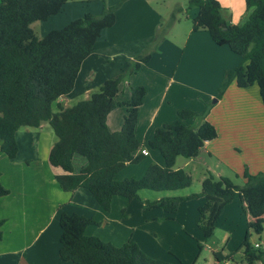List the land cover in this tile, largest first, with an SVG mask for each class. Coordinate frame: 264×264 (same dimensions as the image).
Here are the masks:
<instances>
[{
	"label": "trees",
	"instance_id": "obj_1",
	"mask_svg": "<svg viewBox=\"0 0 264 264\" xmlns=\"http://www.w3.org/2000/svg\"><path fill=\"white\" fill-rule=\"evenodd\" d=\"M68 0H0V151L9 158L18 152L16 132L24 127H37L47 122L55 136L49 163L64 172L55 179L64 191L83 187L103 210H109L113 196L137 199L148 209H162L172 219L179 202L202 196L204 203L197 209V227L203 239L214 233L224 207L238 199L251 220L244 234L239 258L233 253L216 259L218 264H264V247H254L251 234L259 235L264 227V172L244 170L242 184L228 176H214L210 171L201 180V190L187 196H162L154 200L141 198L139 192L170 191L191 184V176L183 168H174L177 156L195 157L204 144L217 137V130L206 116L213 105L209 102L202 112L189 108L177 111L178 118L155 129L148 146L160 152L164 165L151 162L139 178L117 180L116 175L128 164L145 158L135 153L140 143L135 128L138 108L146 89L130 88V99L124 102L126 111L119 130L111 131L107 115L116 107L115 97L120 84L149 60L147 46L138 53L132 65L106 79L89 98L64 107L57 100L69 94L82 62L91 54L101 31L112 26L116 11L125 0L115 5L103 2L98 14L85 13L59 29L42 37L31 27L35 21H45L60 13ZM246 18L230 21V11L218 0H187V7H196L191 16L192 30H206L215 42L226 41L230 50L240 56V62L225 70L215 99H220L231 82L238 87L257 84L264 106V0H245ZM182 11L177 5L170 11L169 22L160 31L151 47ZM56 110H53V107ZM193 119L194 124L185 120ZM77 157L84 163L77 165ZM9 193L0 182V197ZM0 220V238L2 236ZM95 223L78 214L62 213L59 219V257L74 264H184L175 257L169 262L145 254L134 241L120 246L85 234ZM198 252L202 244L197 243Z\"/></svg>",
	"mask_w": 264,
	"mask_h": 264
},
{
	"label": "crops",
	"instance_id": "obj_2",
	"mask_svg": "<svg viewBox=\"0 0 264 264\" xmlns=\"http://www.w3.org/2000/svg\"><path fill=\"white\" fill-rule=\"evenodd\" d=\"M118 1L68 0L60 13L44 22L69 23L85 13H100L103 2L115 5ZM162 1L167 9L156 4L153 8L151 0L123 1L116 11L114 24L101 31L93 51L82 62L72 91L59 97L57 102L69 107L68 102L77 98L76 93L82 94V100L87 99L106 79L127 69L128 60L132 62L138 53L154 42L171 4L178 1L174 5H181L179 0ZM218 1L229 9L232 23H239L246 13L245 0ZM62 14L66 18L63 21L59 18ZM192 15L184 20V24L177 20L169 31L170 35H164L151 52L149 60L119 86L116 107L106 118L107 126L111 131L121 128L126 111L124 102L130 99V88L145 87L135 128L140 146L135 153L145 149L147 154L142 162L128 164L122 169L116 175L117 180L139 178L151 162L163 166L160 152L156 149L148 151L145 147L155 129L176 120L179 109L204 111L207 100L215 98L225 70L234 68L241 60L226 41L215 42L206 30H192ZM177 25L183 32L174 34ZM212 103L207 120L216 128L217 137L206 142L193 158H203V154L215 158L212 170L215 168L217 174L228 177L233 174L242 183L245 169L253 174L264 172V106L257 84L242 88L233 81L221 98ZM185 122L196 123L193 119ZM15 138L18 145L15 158L0 151V182L9 190L0 197V220L3 221L0 264H74L59 257V219L62 213L93 219L95 223L85 229L88 236L116 246L134 241L148 256L166 261H175L177 257L184 264H197L196 244L200 243L210 254L204 264H218V257L233 253L237 244L238 248L241 246L243 239L231 228L235 221L230 217L239 207L242 208L237 198L224 207L214 233L204 240L201 230L192 225L193 212L194 222L197 221L196 207L199 205H192L187 210L188 205L180 203L176 216L174 214L175 221L170 222L162 209H148L137 199L115 195L109 210H103L83 187L64 191L55 179V175L64 171L52 166L48 160L56 136L47 122L37 127L24 126L16 132ZM178 157L174 168H181L177 164ZM76 159V166L84 163L81 158ZM206 166L211 171L209 165ZM246 215L248 226L251 217L248 213ZM176 221L180 224L176 225ZM244 227L238 232L243 233ZM217 230L224 232L222 240L215 237ZM261 238H264V227L259 235L250 236L252 243Z\"/></svg>",
	"mask_w": 264,
	"mask_h": 264
},
{
	"label": "rangeland",
	"instance_id": "obj_3",
	"mask_svg": "<svg viewBox=\"0 0 264 264\" xmlns=\"http://www.w3.org/2000/svg\"><path fill=\"white\" fill-rule=\"evenodd\" d=\"M176 1V0H174ZM181 1V5H179L181 8H182V11H179L176 13V20L174 23H172L171 27L167 30V32H165V36L168 34L170 35L169 31L171 29H173L172 27L175 26V23L177 22V20H179L181 22V24H184L185 21L187 19L188 16L192 15V13L194 11H197V8L196 7H192V8H188L187 7V0H179ZM156 2V3H155ZM158 2V3H157ZM178 1L176 2H173L171 5V8H168L169 9V14H170V11L173 10V8H175L178 4H175L174 3H177ZM151 4L153 6V8L155 7V4L158 5L161 9H167L166 6L164 7V2L161 0H151ZM174 5V6H173ZM170 7V6H168ZM160 12H165V11H160ZM166 14V13H165ZM169 14H166L165 15V19L163 20L162 22V25L160 26L159 30H158V33L160 31H163L165 27H167V23L169 22ZM246 15H247V12L244 14V16L239 20L240 22H242L245 18H246ZM60 20L63 21V19L65 18V15L62 14L60 15ZM66 19V18H65ZM64 19V20H65ZM178 21V22H179ZM50 22V21H49ZM49 22H44V21H35L32 23L31 27L32 29L37 33L38 36H43L45 35L47 32H49V30H51L52 28H60V27H63L65 25V21L64 22H57L56 24H52V23H49ZM67 24V23H66ZM182 33L183 31L180 30V28L178 27H175L174 29V34H177V33ZM45 33V34H44ZM180 35V34H179ZM164 36V37H165ZM151 45V44H150ZM150 45H148L147 47V50H151V51H155L156 48L154 47H151ZM165 49V48H164ZM182 49V47L180 48ZM177 56V54L175 55V57ZM128 63H129V66H131L133 63L131 61L128 60ZM82 95V94H80ZM78 93H76V97L77 98H74L73 100L69 101L68 102V105H73L74 103H76L77 101L79 100H82L81 99V96H80ZM215 98H210L207 100V104L209 102H213ZM57 108L54 106L53 107V110H56ZM208 115V114H207ZM206 119H207V116H206ZM146 149L148 151H151L152 149L148 146V144L146 143L145 145ZM144 160V159H143ZM142 160V161H143ZM141 161V162H142ZM140 163V162H139ZM209 165L210 169H211V173L218 177L220 176L218 173V170H216L214 168V170H212L213 166L215 165L216 163V159L213 158V157H208L206 155L203 154V158L202 157H197V158H185L183 156H179L178 157V162L177 164L178 165H181V168H184V170L186 172H188V174H190L191 178H192V182L189 186L185 187V188H182V189H177V190H170V191H152V190H147V189H144L141 191L140 195L143 196V197H146V199H150V200H154L156 199V197H162V196H187V195H191V194H197L200 192L201 190V180L202 178L206 175V172L209 171L207 170V164ZM138 164V163H137ZM222 176H227V175H222ZM231 179L235 182V183H242V181L238 178L235 177V175H230ZM145 199V198H144ZM201 201V204H199ZM180 203H183V204H187L188 206L186 207L187 210H190L192 208V205L195 206V205H202L204 203V198L202 196L200 197H195V198H191V199H185V200H181L179 202ZM179 206V205H178ZM196 207V211L198 209V207ZM160 209V208H159ZM178 210V209H177ZM197 213V212H196ZM247 213L244 212V210L239 207L238 211L236 214H233L231 215L230 217L232 219H234V224L232 225V229L234 231L237 232V234L239 233V235L241 234V239L244 238V231H247L248 230V226H247ZM176 216V214H175ZM197 217H198V213H197ZM173 218H174V215H173ZM169 219L170 222H174L175 219ZM195 213L193 212V227L194 225L197 226V221L196 223L194 222L195 220ZM197 220V219H196ZM224 219L221 218V222H223ZM174 224V223H172ZM180 223H178L176 221V225H178ZM245 226V227H244ZM244 227L243 229V233L242 232H238L240 229L242 230V228ZM223 234L224 232H222L221 230H217L216 231V235L215 237L218 238L219 240H222V237H223ZM254 234V233H253ZM252 241V240H251ZM256 241H264V238H261L259 240H256ZM255 241V242H256ZM241 243V242H239ZM197 245V244H196ZM239 246V244H237ZM241 245V244H240ZM238 246H235L234 250H233V255H234V258H239L241 256V252L238 251ZM198 251V250H197ZM198 253V262L197 264H204L205 262V258H208L210 256V254L207 252V247L203 246V249L200 251V252H197ZM231 253V252H230ZM173 258V257H172ZM162 260V259H161ZM166 261V260H165ZM174 261V260H173ZM173 261H169V262H173Z\"/></svg>",
	"mask_w": 264,
	"mask_h": 264
},
{
	"label": "built area",
	"instance_id": "obj_4",
	"mask_svg": "<svg viewBox=\"0 0 264 264\" xmlns=\"http://www.w3.org/2000/svg\"><path fill=\"white\" fill-rule=\"evenodd\" d=\"M141 153L147 154V151L145 149H141ZM253 245L256 248H258V247H264V241H256V242H253Z\"/></svg>",
	"mask_w": 264,
	"mask_h": 264
},
{
	"label": "water",
	"instance_id": "obj_5",
	"mask_svg": "<svg viewBox=\"0 0 264 264\" xmlns=\"http://www.w3.org/2000/svg\"><path fill=\"white\" fill-rule=\"evenodd\" d=\"M213 101H216V99H214Z\"/></svg>",
	"mask_w": 264,
	"mask_h": 264
}]
</instances>
